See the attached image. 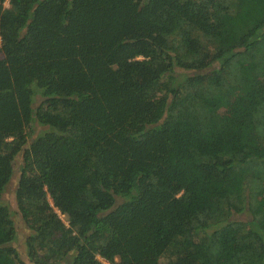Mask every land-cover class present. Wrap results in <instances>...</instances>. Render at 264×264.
Masks as SVG:
<instances>
[{
    "label": "trees",
    "instance_id": "trees-1",
    "mask_svg": "<svg viewBox=\"0 0 264 264\" xmlns=\"http://www.w3.org/2000/svg\"><path fill=\"white\" fill-rule=\"evenodd\" d=\"M5 1L0 264H264V0Z\"/></svg>",
    "mask_w": 264,
    "mask_h": 264
},
{
    "label": "rangeland",
    "instance_id": "rangeland-1",
    "mask_svg": "<svg viewBox=\"0 0 264 264\" xmlns=\"http://www.w3.org/2000/svg\"><path fill=\"white\" fill-rule=\"evenodd\" d=\"M9 7V3H8V0L5 1L4 3V8H8ZM3 59V54L0 53V60ZM41 131V129H37L36 130V134ZM19 162L17 163H14V174L12 176V180L11 182L8 184L7 188L5 189L4 193H3V196H2V201L8 205L10 207V211L12 213V219L14 221V225H15V228L18 230V234H19V237H18V241H17V244L15 243V245L17 247H19V250L21 252H23V248H24V240L27 236V230L25 229L24 227V223L21 221V219L16 216L14 213H13V206H14V195H13V192H14V188H15V183L17 181V178H18V170H19ZM59 217L60 219L65 223L67 224V219L65 216L63 215H60L59 214ZM232 220H247V216L246 214H242V215H237V216H234L231 218ZM170 258V254H166L164 257H162L160 259V264H166L168 262Z\"/></svg>",
    "mask_w": 264,
    "mask_h": 264
},
{
    "label": "built area",
    "instance_id": "built-area-1",
    "mask_svg": "<svg viewBox=\"0 0 264 264\" xmlns=\"http://www.w3.org/2000/svg\"><path fill=\"white\" fill-rule=\"evenodd\" d=\"M99 261H100L102 264H109L108 262H106L105 260L100 259V258H99Z\"/></svg>",
    "mask_w": 264,
    "mask_h": 264
}]
</instances>
